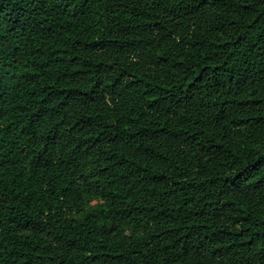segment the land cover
I'll use <instances>...</instances> for the list:
<instances>
[{
  "label": "trees",
  "instance_id": "1",
  "mask_svg": "<svg viewBox=\"0 0 264 264\" xmlns=\"http://www.w3.org/2000/svg\"><path fill=\"white\" fill-rule=\"evenodd\" d=\"M0 264H264V0H0Z\"/></svg>",
  "mask_w": 264,
  "mask_h": 264
}]
</instances>
